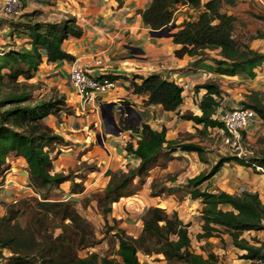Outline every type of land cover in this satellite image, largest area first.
Here are the masks:
<instances>
[{
    "label": "trees",
    "instance_id": "1",
    "mask_svg": "<svg viewBox=\"0 0 264 264\" xmlns=\"http://www.w3.org/2000/svg\"><path fill=\"white\" fill-rule=\"evenodd\" d=\"M179 1L151 0L147 8L139 11L144 24L151 29L171 26L174 23L172 6ZM182 2L199 9V14L193 20L183 21L173 34V41L180 44L174 51L175 55L206 59L209 57L208 50L217 49L221 58L214 59L216 72L245 74L254 78L256 68L264 63V52L237 40L234 31L238 16L222 10L224 4L236 7L237 0ZM31 15L35 16L26 14L27 17ZM252 15L264 22V14ZM13 25L23 27L26 39L15 48L0 51V173L8 167V158L23 157L28 165L29 184L39 197H22L6 204L5 214L0 216V256L6 251L9 255L4 256L3 263L146 264L138 256V252L143 251L145 254L162 253L168 264H222L215 252H208L206 256L195 252L188 234L190 223H185L176 210L168 212L158 206L147 208L137 237L125 230L115 231L118 257L101 256L97 252L85 256L79 254L80 249L97 243L96 234L92 223L75 207L74 200L61 199L60 185L70 180V193L82 192L85 188L83 175L93 168L89 167L81 177H77L79 180L70 172H52V152L57 145L67 142L43 119L50 114L59 117L61 111L71 114L73 109L66 104L65 97L57 93L36 98L34 92L41 84L29 80L35 76L44 59L48 62L74 60V56L62 45L69 35L78 37L83 31L71 15L59 21L26 19ZM255 37L264 38V32H258ZM98 78L114 81L119 76L109 74ZM128 80L126 87L145 96V105L159 104L163 110L178 111L184 101L182 87L161 74L133 75ZM194 88L197 91L205 89L199 102L201 113L187 112L181 114V118L202 124L204 129L222 127L223 123L214 117L222 92L220 85L209 80ZM124 102L130 103L127 100ZM241 104L254 109L264 121V91H251L247 101ZM121 122L123 129L131 128L138 135L136 143L128 141L124 149L138 159L139 164L110 173L109 182L97 194L104 216L112 211L113 202L137 193L134 180L146 176L158 159L184 150L196 151L201 160H206L202 145L178 138L168 140L166 127L157 130L146 122L138 126ZM259 143L263 144L260 153L254 154L252 160L236 154L224 156L209 170L187 178L183 184V188L189 191V197L202 203L203 225L197 238L217 236L224 240L222 234H229L232 243L245 251L241 257L250 260L247 264H264V241L256 236L251 241L243 237L245 231L264 228V203L258 192L243 190L240 194H232L224 190H209V186L203 189L202 184L211 179L226 161L235 160L254 167L257 164L255 161H258L264 168V138ZM162 192L152 189V195ZM224 205L232 208L224 209ZM25 215L31 218L22 223L19 218Z\"/></svg>",
    "mask_w": 264,
    "mask_h": 264
},
{
    "label": "crops",
    "instance_id": "2",
    "mask_svg": "<svg viewBox=\"0 0 264 264\" xmlns=\"http://www.w3.org/2000/svg\"><path fill=\"white\" fill-rule=\"evenodd\" d=\"M38 1L41 2L38 3ZM50 1L54 3V7L60 11L58 15L62 17L51 21H59L71 15L76 18L77 24L83 31L82 35L78 37L69 35L63 42V49L73 55L74 59H79L92 76L100 77L109 74L119 76V78L113 81L115 83L113 88L105 92L93 93L92 96L82 97L70 80L71 61L61 60L48 62L44 59L35 76L32 78L33 81L42 82V87L38 89L40 93L39 97L45 94L48 95V92H56L59 96H64L66 104L73 109V113L71 114L61 111L59 117L50 114L43 119L48 126L56 133L62 135L67 142L63 145H57L52 152V172H67L68 168L74 167L80 161L92 160L96 156L103 160V156L99 154L101 146L99 142L101 134L99 132H101L103 127H105V134L102 135H105L106 148L109 149V153L112 156L117 153L116 142L120 141L122 144H126V141H133L136 143L138 135L131 128L123 129L118 124L119 120H122L123 117L120 113L118 114L116 112V108L121 109L120 102L122 101L127 100L130 102L129 104L133 108L132 112L134 114L135 126H138L141 122H146L157 130L166 127V138L168 140L177 139L180 138V134L189 131L184 129L182 124L184 120L180 119L178 114L187 112L194 114L201 113L199 102L205 89L200 88L197 91L194 88L196 85L216 77L232 80L239 78L242 80L244 78L245 80H253L256 77L251 78L245 74L225 75L216 72L214 70V59L221 58L218 54L219 50L217 49L208 50L209 57L206 59L189 55H184L183 57L176 56L174 51L180 47V44L173 41V36H152L150 34L152 29L147 27L142 20L139 11L147 8L151 0ZM203 1L205 2L206 0ZM256 2L264 6V0H257ZM35 3L40 4L44 10H47L48 7H53V5H48L42 0H27L25 4L28 8L30 4L34 5ZM245 9L249 11V7ZM48 19L45 18L44 21ZM168 32L170 34L175 33V31ZM254 41L253 44L264 42V40ZM253 44L251 48L257 50ZM96 60H100L101 63H96ZM263 65L264 63H262ZM262 66L256 68V75L258 72L257 69ZM151 74H161L166 78L174 80L179 85L186 81L190 83L193 90L184 96V101L178 108V111L163 110L159 104L145 105L143 101L146 98L145 96L133 93L126 87L129 84L128 79L133 75L148 76ZM137 80L140 81L139 78ZM232 102L234 100H231V104H233ZM106 103L114 104L111 110H105ZM103 109L108 115L105 119L106 123L103 118ZM110 111H112L116 122L115 124L119 129L109 121ZM185 121L193 124L194 127L191 125L193 130L202 127V124H196L191 120ZM125 123L128 126L133 125L129 119ZM263 129L264 123L262 122L251 125L248 130V138L250 141L256 142L259 135H264ZM107 130H115L118 133H110ZM96 139H98L97 143H95ZM121 148H123V151L120 152L122 153L120 160L128 161V157H131L137 166L139 160L132 154H128L123 146ZM172 155H177L176 157L179 162H183L189 166L194 163L197 166L195 168L197 172L188 177H192L201 171L209 169V163L202 161L196 151L178 150ZM6 164L8 167L3 173H0V216L5 214L7 203L15 202L22 197H26L33 190L28 181V165L23 157H10L7 159ZM100 166L103 167L101 163ZM253 167L251 165L240 164L235 160L226 161L211 179L202 184V188L204 189L209 186V190L217 191L216 187H220L222 190L232 194H240L243 190L258 192L262 202H264V173L256 172ZM181 171L183 172V168L179 169L178 175H180ZM102 172L101 169L99 174H102ZM106 178H108V175ZM76 180L79 179L76 177ZM181 182L182 174L178 178V184ZM95 183L96 180L94 183L86 180L84 181L85 188L82 192L70 193V180H67L60 185L61 199L75 200L77 195L84 194L88 192L89 188L95 187ZM174 184L178 185L175 181ZM184 190L189 192L187 189ZM176 193L152 195L150 188L147 187L146 190H138L135 196L149 203L148 207L158 206L166 209L168 212L176 210L180 218L185 223L189 222L190 225V220L198 217L200 218L198 225H203L201 216L202 203L200 200L191 199L189 193L183 199ZM223 208L231 209L232 207L224 205ZM141 229L142 221L140 224L138 223L135 232H131L130 230L126 232L136 237L139 235ZM200 232H202V226ZM261 232H263L262 229L248 230L244 232L243 237L251 241L252 237H258L256 234ZM245 233L249 235L246 236ZM222 237L223 239L226 238V241L229 242L228 244H233L229 234L223 233ZM205 239L196 238L197 244H192L191 247L195 252L202 253L206 256L208 251H205L203 248L208 240ZM218 239L220 240V237ZM259 239L264 241L260 237ZM211 248L217 255L221 250L224 251L220 246ZM233 248L236 249L237 257L245 253L244 250L236 246ZM5 255H9V253ZM158 255L160 253L148 254L147 258H140V260L146 264H152L154 257H159L161 264H166L167 260L163 257L164 255L162 253V256ZM241 256L238 258L240 261L238 264H247L250 262V260L242 258ZM0 264H3V262H0Z\"/></svg>",
    "mask_w": 264,
    "mask_h": 264
},
{
    "label": "rangeland",
    "instance_id": "3",
    "mask_svg": "<svg viewBox=\"0 0 264 264\" xmlns=\"http://www.w3.org/2000/svg\"><path fill=\"white\" fill-rule=\"evenodd\" d=\"M42 1L48 5H53V7H48V8L46 7L47 10H44L42 9L43 7L37 3H35L34 5L30 4L28 8L26 7L25 4L24 8L21 11L14 14H7L3 12V10L0 8V51L7 49L8 47L15 48L19 44L23 43V40L26 39L24 31H22L23 27L15 26V25L11 26L12 23L18 24L19 22H23V20L26 19L44 20L45 18H49L48 20H57L59 18H62L60 15H58L60 11H58V9L54 7V3H52L50 0H42ZM256 1L257 0H237L236 7H230L224 4L222 8L223 11H228L238 16V22L236 23L234 37L240 42L248 44L250 47H252L253 42H255L254 40H261V41L264 40V38L255 37L258 32H264V22L259 18H257L255 15H252V14H264V6L260 5ZM40 2L41 1H38V3ZM248 7H249V11L245 9ZM172 11L174 18L173 24L175 25L174 27H172V29H170V32L177 31V29L179 28L180 24L183 21L193 20L197 18V15L199 14V9H194L184 4L182 0L176 2L172 6ZM26 14H34L35 16L32 17L31 15V17H27ZM253 46H255V48H257L258 51L264 52V42H259L257 44L255 43L253 44ZM257 70H258L257 75L253 80H245V78L244 80L240 78L237 80H232V79L220 78V77H216L214 79L210 78L207 80V81L212 80L217 82L220 85L222 91L220 99L218 98L219 106L217 108L216 113L214 114L215 117L217 114L219 116L224 110L232 109L242 105L241 102L247 101V95L251 91L253 90L264 91V65ZM20 80H23V77H20ZM29 82L37 83L39 81H33V79H30ZM40 84H41L40 87L37 88V90L34 92L36 98H40L39 97L40 93L38 89L42 87V82H40ZM54 93L56 92L53 91L50 93L48 92V95L51 96ZM48 95L45 94L42 97H48ZM231 100H234V102H232L233 104H231ZM228 101H230V103H228ZM120 106L121 109L116 108V112L118 114L120 113L121 116L124 118V119L122 118V121H126L127 119H129L132 122V124H135V119L133 118L134 114L132 112L133 108L131 107V105L126 104L125 102L122 101L120 102ZM108 109H109L108 106H106L105 110L107 111ZM178 115H179L178 117L182 119L180 116L181 114L179 113ZM182 120H184L182 121L184 129L189 131L180 134L179 136L180 138L178 139L182 141L191 140L193 142L202 145L205 148L204 149L205 158H206L205 162L209 163V169L213 165H215L217 161L220 160V158H223L224 156L231 154L235 155L237 153L234 149L227 146L223 142V134L220 130L217 129V127H209L207 129H204L203 126L201 125L202 127L193 130V128H191L193 126L191 122L185 121L186 119H182ZM118 124L120 125V128H122L121 120H119ZM99 134H101L99 138V142L101 141L99 154L103 156V160H101L100 157L98 158L97 156L94 157V159L92 160H88V161L82 160L74 167L68 168V171L65 173L70 172L71 176L74 175V177H81L80 175H82L83 172L88 170L89 167H92L93 168L92 170L85 172L83 178L84 181L87 180L88 182H93V183L96 180L95 187H93L94 189L89 188L88 192H85L84 194L81 195H77L76 199L74 200V205L78 209V211L92 223L97 238V243L93 247L80 249L78 251L79 254L81 256H85L91 252H97L101 256L110 255L113 257H118L117 255L118 245H117L116 236L114 234L115 231L121 229L125 231L130 230L131 232H135L138 223L140 224V222L143 221L142 219L145 215L149 203H147L144 200L142 201L139 197L135 196L136 194L135 193L131 196L122 197L117 202H113L111 205L112 211L106 216L103 215L101 210L102 206L97 201V194L101 193L102 190L107 185V183L109 182L110 173L115 170H127L128 167L133 168L136 165L134 164V160L131 159V157H128V161L120 160V157L122 155V153L120 152L123 151V148H121V146L125 147L126 144L124 143L122 144L120 141H119L120 143L116 142L115 145L117 147L116 149L117 153H115L112 156V154L109 153V149L106 148V139L104 138V135H102L105 134V127L101 129V132H99ZM194 137H196L195 140H193ZM262 138H264V135H259L256 139V142H252L248 138V132H245V135L242 136L241 149H240L241 150L240 154L242 155V157H247L250 160H252V156L254 154H259L262 148L261 146L263 145V144L261 145L259 141ZM97 142L98 139H96L95 143ZM176 156L177 155H171L169 157H162L158 159L155 162V164H153L152 167L148 170L146 176H144L142 179L139 178L135 179L134 183L136 185L137 191L146 190V188L149 187L151 194H152V189L158 192L159 191L161 192L163 190L161 194L163 193L171 194L177 192L176 194H178V196H182V198L184 199V197L187 196V192L184 190L183 184L186 181V179L189 178L188 176L197 172L195 169L197 166L194 163L190 164L189 166L188 164L186 165L183 162H179ZM84 162L85 164H81ZM100 163L103 165V167L100 166ZM255 163H258V161H255ZM115 166H117V168H115ZM189 167H191L190 168L191 170L188 169ZM181 168H183V172L181 171L180 173V175L182 174V182L178 184V178L180 176L178 175V171ZM253 168L256 172L264 173L263 170H259L256 167ZM101 169L103 172L102 174H99ZM92 171L94 172L90 174ZM107 175L108 178H106ZM174 181L178 185H175ZM216 189L222 190L220 187H216ZM29 194L30 195H27L26 197L29 196L39 197V194L35 191L34 188L32 191H30ZM30 218L31 216L25 215L23 217H20L19 219L22 223H25ZM199 221L200 218L198 217L192 218L190 220L191 225L188 228V234L192 239L191 246L192 244L193 245L197 244L196 241L197 234L199 233L200 228L202 226V225L201 226L198 225ZM262 230L263 232L257 233L256 235L258 236V238L260 237L264 240V229ZM245 234L246 236L249 235L248 233ZM216 237L206 238L208 241L207 243L204 244L203 249H205V251L208 252L211 251L213 252L211 247L220 246L224 251L221 250L220 253H218L219 262L222 264H238V262H240L238 258L241 255H238L237 257V253L235 251L236 249L233 248L235 246L233 244H228L229 242L226 241V238H224V240H221L220 238L219 240L218 239L219 237L217 238ZM5 253L8 252L6 251ZM155 254H159V253H155ZM4 256L5 255L1 254L2 262ZM138 256L139 258L143 259V258H147L148 254H145L143 251H139ZM158 256H162L161 253ZM172 263L173 262H171L170 264ZM152 264H161L159 257H154ZM166 264H168V262H166Z\"/></svg>",
    "mask_w": 264,
    "mask_h": 264
},
{
    "label": "built area",
    "instance_id": "4",
    "mask_svg": "<svg viewBox=\"0 0 264 264\" xmlns=\"http://www.w3.org/2000/svg\"><path fill=\"white\" fill-rule=\"evenodd\" d=\"M26 1L27 0H0V8L7 14H14L24 8ZM96 63L100 64L101 61L96 60ZM70 80L82 97L92 96V94L96 92H105L115 86L113 81L90 75L86 66L83 65L79 59L71 61ZM180 86L183 89L184 96H186L189 91L193 90L192 86L187 81L182 82ZM215 118L223 123L222 127L217 128L223 134V142L234 149L237 152L236 154L241 157L240 149L243 132H248L251 125L257 122L264 123L263 119L254 109L243 105L224 110L219 116L217 114ZM255 167L264 171V168L259 163H257ZM3 253L6 254L5 252ZM0 262L2 263L1 256Z\"/></svg>",
    "mask_w": 264,
    "mask_h": 264
},
{
    "label": "water",
    "instance_id": "5",
    "mask_svg": "<svg viewBox=\"0 0 264 264\" xmlns=\"http://www.w3.org/2000/svg\"><path fill=\"white\" fill-rule=\"evenodd\" d=\"M173 25V26H172ZM171 26H168V27H163V28H160V29H152L151 31H150V34L152 35V36H157V37H163V36H173V34H170L168 31H170V29L172 28V27H174V25L175 24H172ZM106 105L108 106V108L111 110L112 109V107H113V103H106ZM103 108H104V106H103ZM127 108H129V107H127ZM104 110V109H103ZM111 113L109 114V117H110V119H109V121H111L114 125H116L115 123V120H114V116H113V113H112V111H110ZM107 114L105 113V110L103 111V118H104V120L107 118ZM105 123H106V120H105ZM116 128L117 129H119V127L116 125ZM107 132H110V133H114V134H116V133H118V131L117 132H115V130H107ZM105 136V135H104ZM101 142V141H100Z\"/></svg>",
    "mask_w": 264,
    "mask_h": 264
}]
</instances>
